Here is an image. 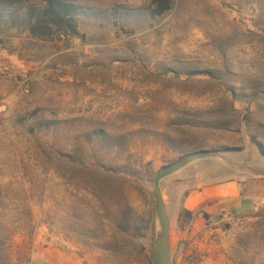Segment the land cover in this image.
Instances as JSON below:
<instances>
[{"label": "rangeland", "instance_id": "374dc122", "mask_svg": "<svg viewBox=\"0 0 264 264\" xmlns=\"http://www.w3.org/2000/svg\"><path fill=\"white\" fill-rule=\"evenodd\" d=\"M47 1L0 0V264H152L187 157L238 194L179 213L160 181L170 264H264V0H61L76 34Z\"/></svg>", "mask_w": 264, "mask_h": 264}, {"label": "crops", "instance_id": "0c3cea01", "mask_svg": "<svg viewBox=\"0 0 264 264\" xmlns=\"http://www.w3.org/2000/svg\"><path fill=\"white\" fill-rule=\"evenodd\" d=\"M221 166L223 170L219 175L207 161H198L167 177L166 191L179 213L203 211L213 214L237 196L238 189L236 183L230 180L229 166Z\"/></svg>", "mask_w": 264, "mask_h": 264}, {"label": "water", "instance_id": "95a60500", "mask_svg": "<svg viewBox=\"0 0 264 264\" xmlns=\"http://www.w3.org/2000/svg\"><path fill=\"white\" fill-rule=\"evenodd\" d=\"M195 159H197V157H187L180 163L160 171L153 179L152 197L154 200L155 215L159 225V233L151 242V245L154 247L151 253L152 264H170L169 219L159 183L162 179L185 167Z\"/></svg>", "mask_w": 264, "mask_h": 264}, {"label": "trees", "instance_id": "16d2710c", "mask_svg": "<svg viewBox=\"0 0 264 264\" xmlns=\"http://www.w3.org/2000/svg\"><path fill=\"white\" fill-rule=\"evenodd\" d=\"M41 16L51 20V24L54 26L62 30H70L71 34H76V7L61 0H48Z\"/></svg>", "mask_w": 264, "mask_h": 264}]
</instances>
